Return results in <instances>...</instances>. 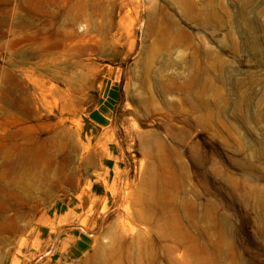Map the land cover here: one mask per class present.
<instances>
[{"label": "rangeland", "instance_id": "374dc122", "mask_svg": "<svg viewBox=\"0 0 264 264\" xmlns=\"http://www.w3.org/2000/svg\"><path fill=\"white\" fill-rule=\"evenodd\" d=\"M0 264H264V0H0Z\"/></svg>", "mask_w": 264, "mask_h": 264}, {"label": "built area", "instance_id": "2783aa9c", "mask_svg": "<svg viewBox=\"0 0 264 264\" xmlns=\"http://www.w3.org/2000/svg\"><path fill=\"white\" fill-rule=\"evenodd\" d=\"M0 253H1V249H0Z\"/></svg>", "mask_w": 264, "mask_h": 264}]
</instances>
